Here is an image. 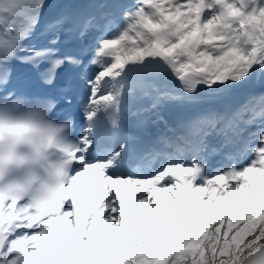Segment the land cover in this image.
Masks as SVG:
<instances>
[{"label": "snow or ice", "instance_id": "1", "mask_svg": "<svg viewBox=\"0 0 264 264\" xmlns=\"http://www.w3.org/2000/svg\"><path fill=\"white\" fill-rule=\"evenodd\" d=\"M121 16L0 0V123L26 111L71 142L58 197L0 196V264H264V0H134ZM130 124L159 134L137 148ZM237 130L252 159L207 178Z\"/></svg>", "mask_w": 264, "mask_h": 264}, {"label": "clouds", "instance_id": "2", "mask_svg": "<svg viewBox=\"0 0 264 264\" xmlns=\"http://www.w3.org/2000/svg\"><path fill=\"white\" fill-rule=\"evenodd\" d=\"M20 127L25 131H14ZM70 148L61 124L28 121L26 111L5 118L0 123V196H31L37 203L58 197L70 164L65 150Z\"/></svg>", "mask_w": 264, "mask_h": 264}, {"label": "bare ground", "instance_id": "3", "mask_svg": "<svg viewBox=\"0 0 264 264\" xmlns=\"http://www.w3.org/2000/svg\"><path fill=\"white\" fill-rule=\"evenodd\" d=\"M256 91L257 92L264 91V88H258ZM229 136L232 142L226 147L229 150V152L226 154V157L229 158L231 162L249 161L252 158V154L249 152L247 144L251 138L248 137L247 134L241 137L239 135L238 130L234 132H230ZM227 158H225V160H227ZM229 160H227V162H230ZM207 174L209 175V173Z\"/></svg>", "mask_w": 264, "mask_h": 264}, {"label": "rangeland", "instance_id": "4", "mask_svg": "<svg viewBox=\"0 0 264 264\" xmlns=\"http://www.w3.org/2000/svg\"><path fill=\"white\" fill-rule=\"evenodd\" d=\"M224 137V135L222 134V136H221V138H223ZM208 139H210V137H208ZM222 140V139H221ZM254 143V142H253ZM249 152L252 154V152L249 150ZM252 159V158H251ZM250 159V160H251ZM249 160V161H250ZM249 161H247V162H244V161H241V162H238V167L239 168H243L244 166H246L247 164H248V162ZM231 162V161H230ZM231 164H234V162H231ZM237 168V167H236ZM222 172H225V171H217V172H214V174L213 175H217V174H220V173H222ZM212 175V176H213Z\"/></svg>", "mask_w": 264, "mask_h": 264}]
</instances>
